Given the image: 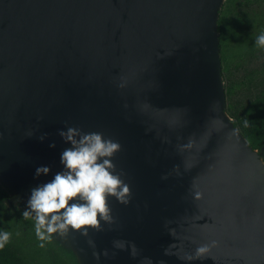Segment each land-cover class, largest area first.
<instances>
[{"label":"water","instance_id":"1","mask_svg":"<svg viewBox=\"0 0 264 264\" xmlns=\"http://www.w3.org/2000/svg\"><path fill=\"white\" fill-rule=\"evenodd\" d=\"M226 2L0 0L7 206L24 211L64 171L61 130L121 145L112 162L130 201L109 197L115 222L51 239L76 264H264V147L227 112Z\"/></svg>","mask_w":264,"mask_h":264},{"label":"clouds","instance_id":"2","mask_svg":"<svg viewBox=\"0 0 264 264\" xmlns=\"http://www.w3.org/2000/svg\"><path fill=\"white\" fill-rule=\"evenodd\" d=\"M255 45L264 49V33L256 38ZM59 134L72 145L60 154L64 171L56 173L50 182L33 188L23 211L24 219L33 221L41 247L43 242L53 238V234L66 237L72 230L83 229L81 234L88 235L89 226L102 230L101 220L114 223L109 197L122 204L130 201V187L121 174L116 173L112 162L121 149L118 142L105 138L101 132H83L73 127L61 130ZM44 138L42 136L41 140ZM55 146L54 143L50 145ZM49 172L48 166H40L35 177ZM10 238L8 231H0V248L8 244ZM114 247L125 250L126 242L115 241ZM131 248L135 255V245L132 244ZM205 251L206 248L199 249L201 254Z\"/></svg>","mask_w":264,"mask_h":264},{"label":"trees","instance_id":"3","mask_svg":"<svg viewBox=\"0 0 264 264\" xmlns=\"http://www.w3.org/2000/svg\"><path fill=\"white\" fill-rule=\"evenodd\" d=\"M236 1L226 2L219 21L227 112L250 146L260 151L264 147V67H249L259 48L243 33L245 17ZM233 14L236 19L230 17ZM7 199L0 188V231L11 234L8 244L0 248V264H76L51 240L41 247L33 221L24 219L22 210L17 220ZM25 225L28 233L22 229Z\"/></svg>","mask_w":264,"mask_h":264},{"label":"flooded vegetation","instance_id":"4","mask_svg":"<svg viewBox=\"0 0 264 264\" xmlns=\"http://www.w3.org/2000/svg\"><path fill=\"white\" fill-rule=\"evenodd\" d=\"M236 2L241 5L242 14L245 17V24L242 27L243 33L248 39L255 42L256 38L264 33V0H237ZM230 17L237 18L235 14ZM256 55L258 58L252 61L249 67L256 69L264 67V49L259 48ZM11 211L17 220L21 219L19 209L11 208ZM22 229L28 233L29 227L25 225Z\"/></svg>","mask_w":264,"mask_h":264},{"label":"rangeland","instance_id":"5","mask_svg":"<svg viewBox=\"0 0 264 264\" xmlns=\"http://www.w3.org/2000/svg\"><path fill=\"white\" fill-rule=\"evenodd\" d=\"M260 61H262V60H260Z\"/></svg>","mask_w":264,"mask_h":264}]
</instances>
